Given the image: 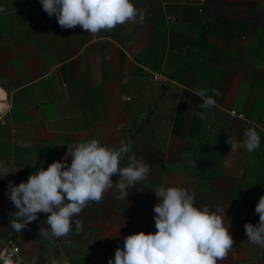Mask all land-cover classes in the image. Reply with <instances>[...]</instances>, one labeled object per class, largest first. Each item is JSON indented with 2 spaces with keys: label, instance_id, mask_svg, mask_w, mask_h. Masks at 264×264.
Masks as SVG:
<instances>
[{
  "label": "crops",
  "instance_id": "0c3cea01",
  "mask_svg": "<svg viewBox=\"0 0 264 264\" xmlns=\"http://www.w3.org/2000/svg\"><path fill=\"white\" fill-rule=\"evenodd\" d=\"M131 3L144 13L142 25L94 36L80 26L62 29L39 0H0V101L9 108L0 126V163L9 173H0V237H15L31 264L65 257L107 264L126 236L156 232L153 192L164 185L190 190L197 208L221 209L235 244L217 264H264V248L244 231L258 223L254 209L264 195V0ZM199 88L221 93L214 107L200 108ZM202 111L204 119L194 114ZM248 128L259 133V147L231 152L228 138L240 141ZM93 138L109 147L131 140L132 153L150 166L147 179L125 200L113 188L84 208L73 217L83 221L80 233L73 223L68 236L43 238L47 214L40 213L19 239L9 181L26 182L64 158L68 145ZM111 179L115 185L119 176Z\"/></svg>",
  "mask_w": 264,
  "mask_h": 264
},
{
  "label": "clouds",
  "instance_id": "9594fccd",
  "mask_svg": "<svg viewBox=\"0 0 264 264\" xmlns=\"http://www.w3.org/2000/svg\"><path fill=\"white\" fill-rule=\"evenodd\" d=\"M42 10L49 18L55 17L62 29L80 26L92 35L101 31L108 32L117 25L143 24L144 13L135 7L131 0H39ZM4 9L0 7V12ZM107 58V57H105ZM199 88L195 95L202 98L200 108L205 111L215 106L214 97L221 95L217 89ZM200 119L205 112H195ZM231 152L241 148L249 154L260 145V136L255 128H248L243 139L227 140ZM131 153V154H130ZM71 157L70 164L67 157ZM127 158L126 166L122 162ZM225 168L231 166L227 158ZM150 166L142 158L132 153V141L121 142L119 147L101 145L93 138L67 146L65 157L48 165L47 169L38 168L30 174L26 182L8 184L7 196L16 211L11 213L12 228L19 233L27 225L38 219V214H47L46 228H40L39 235L45 239L58 240L68 236L75 223V231H83V221L79 216L91 203H100L104 194L115 188L118 199L125 200L129 189L147 179ZM3 177L9 173L0 163ZM118 175L115 185L111 179ZM157 203L154 226L156 232H139L123 239V248H117L114 259L107 264H217L233 250L235 241L225 227L224 214L218 207L211 211L207 206L197 208L195 195L183 187L159 185L154 190ZM259 216L258 223L244 225L249 243L264 248V195L254 209ZM6 264H12L6 261ZM20 264H24L20 259ZM50 264H61L56 258ZM62 264H69L65 257Z\"/></svg>",
  "mask_w": 264,
  "mask_h": 264
},
{
  "label": "built area",
  "instance_id": "2783aa9c",
  "mask_svg": "<svg viewBox=\"0 0 264 264\" xmlns=\"http://www.w3.org/2000/svg\"><path fill=\"white\" fill-rule=\"evenodd\" d=\"M200 3H204L205 0H199ZM198 12L203 13V9L199 8ZM152 79L155 82H162L167 83L168 80L164 77L158 76V75H152ZM8 106L6 101H0V126L3 127L6 125V114L8 113ZM19 239L23 238V233L20 232L18 235ZM20 247L16 241L15 237L8 236V237H0V260H10V259H18V262L20 264ZM24 264H29L26 260L22 259Z\"/></svg>",
  "mask_w": 264,
  "mask_h": 264
},
{
  "label": "water",
  "instance_id": "95a60500",
  "mask_svg": "<svg viewBox=\"0 0 264 264\" xmlns=\"http://www.w3.org/2000/svg\"><path fill=\"white\" fill-rule=\"evenodd\" d=\"M165 89H166V87H163V88H162V91L164 92V91H165Z\"/></svg>",
  "mask_w": 264,
  "mask_h": 264
},
{
  "label": "rangeland",
  "instance_id": "374dc122",
  "mask_svg": "<svg viewBox=\"0 0 264 264\" xmlns=\"http://www.w3.org/2000/svg\"><path fill=\"white\" fill-rule=\"evenodd\" d=\"M26 260V259H25ZM27 261V260H26ZM28 262V261H27ZM29 264H31L30 262H28Z\"/></svg>",
  "mask_w": 264,
  "mask_h": 264
}]
</instances>
